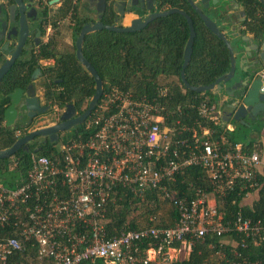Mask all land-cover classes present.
<instances>
[{
	"label": "built area",
	"instance_id": "built-area-1",
	"mask_svg": "<svg viewBox=\"0 0 264 264\" xmlns=\"http://www.w3.org/2000/svg\"><path fill=\"white\" fill-rule=\"evenodd\" d=\"M171 90L108 82L83 131L61 139L50 154L33 153L17 187L0 179V264L31 247L52 264H173L185 258L171 252L213 248L209 237L240 235L244 248L247 238L264 243V218L241 210L227 216V206L254 211L258 201L264 215V141L251 148L231 141L226 132L234 125L208 98L189 105L206 123L185 124ZM192 167L207 172L202 184L182 178ZM120 188L143 201L158 191L177 208L178 221L109 236L104 216ZM262 262L244 255L231 264Z\"/></svg>",
	"mask_w": 264,
	"mask_h": 264
},
{
	"label": "trees",
	"instance_id": "trees-1",
	"mask_svg": "<svg viewBox=\"0 0 264 264\" xmlns=\"http://www.w3.org/2000/svg\"><path fill=\"white\" fill-rule=\"evenodd\" d=\"M67 1L69 6L72 0ZM238 1L242 3L247 12L244 29L252 32L257 38L263 39L264 4L259 0ZM162 3L166 6L185 9L194 21L197 35L194 41L192 59L186 68L188 82L194 85L211 84L218 77L227 73L231 68L230 52L227 45L224 40L219 38L204 24L201 16L189 2L187 0H162ZM114 14L115 10L110 8L107 16L112 17ZM172 29L175 32L174 39L170 35L166 36L167 33H172ZM113 34L116 37H108ZM95 35H104L105 37H102L106 39L105 51L102 55L105 60L104 65L100 68V74L107 82L118 83L126 88L137 87L138 90L145 91L153 89L159 77L165 74L168 78H173L169 82L172 86L171 104L180 103L183 105V122L191 126L197 120L203 121L197 108L189 105L195 104L196 106L207 97L209 102L213 103L214 98L212 91L203 93L191 91L182 82L181 69L184 63V49L190 36L189 24L185 16L176 13L166 17H159L147 24L142 30L129 33H117L105 29L88 35L86 39L89 44H93ZM107 39H116V46L114 47L113 44L108 45L110 40ZM89 48L91 51L92 47ZM111 48H117V56L113 55ZM113 64L115 67H110ZM88 76L91 79L89 85L84 89H72L70 91L71 94L68 96L69 99L73 98L80 103L83 99L92 98L96 91L95 83L89 73ZM5 99L0 101V149L12 146L17 140L16 136L3 125L6 110L4 104L7 103ZM234 124L236 130L239 128L247 130L249 128L246 124L236 120ZM218 129L217 135L221 133V128ZM83 130V124L82 126H76L73 134ZM252 130L250 128V132L248 131L247 134L250 133L252 135ZM234 131L226 132L227 137L231 141H242L249 148L258 142L255 138H251L248 141L241 140L236 135V131ZM190 134L191 132H185L187 136ZM51 150L39 153L50 154ZM32 154V152L19 151L9 158L0 159V179L8 188H15L21 184L30 168ZM16 161L18 164L13 166ZM8 172H10L9 176L7 175ZM206 177L207 172L199 167L188 169L182 176V178L188 179L187 181H195L198 184H202ZM117 191L109 201L104 216L109 236L118 234L123 230L140 229L150 225L159 227L173 226L179 219V213L174 204L171 201L164 200L156 190L149 192L144 201L134 197L130 190L126 188H120ZM261 205L258 201L255 204L254 211L248 207L241 209L238 205L227 206V216L231 215L232 212L241 210L246 216H253L256 219L259 217L264 218ZM228 237L230 239L209 237L207 242L212 243L214 245L213 248L210 249L204 244H198L187 259L177 260L173 264H206V262L231 264L234 260L239 261L244 255H247L250 260L262 259V264H264V243L257 245L254 244L251 238H247L249 246L244 248L241 246L242 236L232 234ZM174 245L180 246V243ZM235 250L240 251L241 255L235 254ZM15 261H18V264H52L48 260L40 259L33 247L28 248L22 254L14 253L11 255L10 264L15 263Z\"/></svg>",
	"mask_w": 264,
	"mask_h": 264
},
{
	"label": "flooded vegetation",
	"instance_id": "flooded-vegetation-1",
	"mask_svg": "<svg viewBox=\"0 0 264 264\" xmlns=\"http://www.w3.org/2000/svg\"><path fill=\"white\" fill-rule=\"evenodd\" d=\"M106 2L107 7L102 21L108 25L129 26L130 24L124 23L126 17L121 21L116 11L114 16H107L110 8L115 10L116 0ZM160 6L166 5L161 3ZM137 14L144 18L149 12ZM97 15L96 6L92 8L88 0H72L69 6L67 0H0V70L7 71L0 78V101L6 98L7 103L4 105L7 109L12 103L9 94L18 88L23 90L21 99L19 97L16 105L17 117L14 122L11 125H8L7 119L3 122L17 140L31 132L61 123V117L68 110L69 104L75 106V118L88 109L91 99L86 98L78 103L68 96L72 89H84L91 82L87 66L78 56V40L83 27L96 22ZM103 30L105 29L90 34ZM172 30V33H167L166 36L170 35L174 39L175 32L174 29ZM88 35L83 40L81 50L84 58L100 74V68L105 60L102 55L105 51L106 39L102 37L104 35H95L93 44H89L86 39ZM108 37H116V35ZM110 44L115 47L117 40H110L108 45ZM89 47H92L91 51ZM111 50L113 55H118L117 48ZM110 67L115 66L113 64ZM261 70L264 71V63L255 76V78L262 77L264 90V72H260ZM100 76L102 77L101 74ZM93 79L96 86L95 78ZM102 79L106 88L108 82L103 77ZM28 93L31 97L27 96ZM28 98L34 99L35 102L30 111H26L25 106L22 105ZM29 112L35 114L30 116ZM263 119L264 112H259L257 115L248 112L241 121L237 122L244 123L254 130L256 122ZM71 130L60 132L58 142L68 137L66 132ZM58 142H51L47 135H35L17 152L50 151Z\"/></svg>",
	"mask_w": 264,
	"mask_h": 264
},
{
	"label": "water",
	"instance_id": "water-1",
	"mask_svg": "<svg viewBox=\"0 0 264 264\" xmlns=\"http://www.w3.org/2000/svg\"><path fill=\"white\" fill-rule=\"evenodd\" d=\"M88 1L90 3L92 2V4L94 2V0ZM106 1L107 0H98L96 4H91L92 8L96 6L98 20L93 24L85 25L78 40V56L87 66L89 73L96 81V91L91 98L88 109L82 115L75 118V106L74 104H69L68 110H66L61 117V123L50 128L31 132L19 138L12 146L0 149V159L9 158L17 153L20 147L35 135H47L51 142H58L60 132L70 130L75 128L78 124H81L96 107L104 91V82L96 68L83 56L81 48L86 35L100 29L121 33L140 31L154 19L176 13L185 16L190 28V36L185 46L184 63L181 69V79L185 87L198 93L207 91L214 92V94L218 96V105L224 107V110L222 108L220 109L224 120L234 118L236 121H241L248 112H251L253 115L264 112L262 77L255 78L257 70L261 67L262 63H264V44L261 45L246 31L241 32L242 28L240 24L247 18V12L245 7L238 0H187L194 10L200 14L205 25L219 38L224 40L230 52V70L218 77L215 82L205 85L191 84L186 77V68L192 59L197 32L192 16L185 9L179 7L157 9V0H116L114 7L117 16L123 19L128 14H135L136 17L131 20L129 26H118L117 24L108 25L102 21L103 14L107 7ZM259 1L264 4V0ZM204 9H213L216 13L213 14L215 16L206 13ZM140 12H149V14L143 18L142 16H138L137 13ZM217 20H219V22H217ZM231 23L233 24V30L230 33L221 29L222 26L226 29L230 28ZM260 50L262 51L259 53ZM5 72H7L6 69L0 70V78ZM22 91V89L18 88L9 94L12 103L5 110V119H7L8 125H11L17 117L16 105L19 97L22 96ZM27 96L31 97L29 93ZM22 105L25 106L26 111H30L33 109V105H35L34 99L28 98ZM34 114L33 112H29L30 116Z\"/></svg>",
	"mask_w": 264,
	"mask_h": 264
},
{
	"label": "crops",
	"instance_id": "crops-1",
	"mask_svg": "<svg viewBox=\"0 0 264 264\" xmlns=\"http://www.w3.org/2000/svg\"><path fill=\"white\" fill-rule=\"evenodd\" d=\"M95 2H93V4H96V2H97V0H94ZM89 2V1H88ZM161 3H162V0H157V5H156V7H157V9H168V8H171V6H160L161 5ZM91 4H92V2H91ZM92 4V5H93ZM194 9V8H193ZM204 11L206 12V13H208V14H211V16H215V15H213V14H216L215 12H214V10L213 9H204ZM199 14V13H198ZM200 15V14H199ZM136 17V15L135 14H128L127 16H126V19H125V21H124V23H126V24H130V21L133 19V18H135ZM221 18H222V16H221ZM247 20V18L244 20V21H242L241 22V32H244V31H246L244 28V22ZM121 21H123L122 19H121ZM217 22H219V20H217ZM205 24V23H204ZM222 26V25H221ZM222 30H224V31H226L227 33H230L232 30H233V24L231 23L230 24V28H228V29H226L224 26H222V28H221ZM197 32V31H196ZM247 33H249L256 41H258L261 45L262 44H264V38L263 39H259V38H257L252 32H250V31H246ZM185 50V49H184ZM262 50H260L259 51V53L261 52ZM259 70V69H258ZM258 70H257V72H256V75H257V73H258ZM260 72H264V71H260ZM264 74V73H263ZM255 75V76H256ZM165 78H168V76H166ZM263 78H264V76H263ZM169 79V78H168ZM157 83H162V84H166V85H169V86H171L170 84H169V81H167V82H163V81H161L160 80V77H159V79H158V81H156ZM172 87V86H171ZM134 88H137V87H134ZM212 96H213V98H214V101H213V103H216V106L218 107V109H223L224 110V107H222V106H219L218 105V101H217V99H218V96L216 95V94H214V92H212ZM208 98V97H207ZM209 99V98H208ZM224 120V119H223ZM224 121H226V122H231L233 125H234V128H236V126H235V124H234V122H235V120H234V118H232V119H230V120H224ZM235 130V129H234ZM228 132V131H227ZM253 133V132H252ZM255 134L253 133V136H254ZM258 141H260V140H262V141H264V139L263 138H261V137H259L258 139H257ZM261 142V141H260ZM223 238H225V239H230L228 236H225V237H223ZM232 239V238H231ZM228 241H231V240H228ZM186 255H187V257H185V259H187L189 256H190V254L192 253H190L189 254V252H184ZM185 255V256H186Z\"/></svg>",
	"mask_w": 264,
	"mask_h": 264
},
{
	"label": "rangeland",
	"instance_id": "rangeland-1",
	"mask_svg": "<svg viewBox=\"0 0 264 264\" xmlns=\"http://www.w3.org/2000/svg\"><path fill=\"white\" fill-rule=\"evenodd\" d=\"M165 77H166L165 74H162L160 76V80L163 81V82H167V81L170 82L171 80H173V78H169L168 79V78H165ZM78 126H82V124H78ZM235 131L237 133L236 135L238 137H240L241 140H244V141H248L251 138L258 139L259 137H261V138L264 139V119L256 122L254 130L251 131V133L253 132L255 134L254 136H253V133H252V135L250 133L247 134L248 131L250 132V128H247V130H244L243 128H239V129L236 130V128H235ZM73 132H74V128H72V130L69 131V132L67 131L66 132V135L68 134V137H71L72 134H73ZM247 135H250V136H247ZM7 175L9 176L10 175V172H8ZM171 255L175 259L176 258L177 259H181V258L187 257V255L185 253L171 252Z\"/></svg>",
	"mask_w": 264,
	"mask_h": 264
}]
</instances>
